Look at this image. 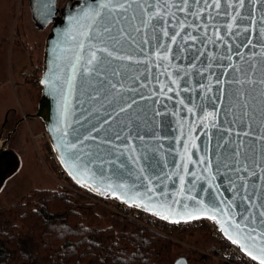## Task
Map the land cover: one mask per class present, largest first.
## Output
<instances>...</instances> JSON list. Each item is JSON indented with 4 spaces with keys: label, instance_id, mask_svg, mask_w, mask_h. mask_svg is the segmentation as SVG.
Wrapping results in <instances>:
<instances>
[{
    "label": "water",
    "instance_id": "95a60500",
    "mask_svg": "<svg viewBox=\"0 0 264 264\" xmlns=\"http://www.w3.org/2000/svg\"><path fill=\"white\" fill-rule=\"evenodd\" d=\"M57 3L29 0L49 30L23 119L42 123L65 175L168 224L210 220L260 263L264 0Z\"/></svg>",
    "mask_w": 264,
    "mask_h": 264
},
{
    "label": "trees",
    "instance_id": "16d2710c",
    "mask_svg": "<svg viewBox=\"0 0 264 264\" xmlns=\"http://www.w3.org/2000/svg\"><path fill=\"white\" fill-rule=\"evenodd\" d=\"M28 55L32 66L33 58ZM40 64L28 81L39 89ZM43 146L52 156L46 141ZM63 177L72 188L80 189ZM96 207L62 187L28 191L12 206L0 209V218L7 217L0 219V264H171L170 238L114 214L104 220ZM198 231L209 229H171L173 238ZM198 256L202 262H214L210 256Z\"/></svg>",
    "mask_w": 264,
    "mask_h": 264
},
{
    "label": "rangeland",
    "instance_id": "374dc122",
    "mask_svg": "<svg viewBox=\"0 0 264 264\" xmlns=\"http://www.w3.org/2000/svg\"><path fill=\"white\" fill-rule=\"evenodd\" d=\"M68 1L71 0H58L59 9L64 8ZM33 20L29 9V0H0V127L8 109L19 110L17 113L20 117L33 115L37 112L36 105L40 99L41 87L39 89L28 81L34 78V67L41 63L40 80L44 41L49 28L38 29V25ZM25 52L33 58L31 67H29L28 56ZM12 81L14 83L11 84ZM17 86L20 87V90ZM24 90L28 94L27 100L30 101V104L32 103L33 112L29 114L20 112L24 106L22 94ZM26 120H35L36 125L28 124L27 126L23 120L17 134L12 136L10 146L18 154L19 166L17 169L16 161L13 160L11 167L1 176L0 209L12 206L21 196L32 189L53 190L65 186L62 188L66 191L74 192V194L95 203L97 205L95 212L104 220L112 215L113 212L108 203L86 195L83 196L72 190L74 188L63 180V176L66 175L53 152L54 160L49 150L43 146L44 142L48 143V141L47 137H39L45 132L42 123L37 119L26 118ZM14 121L10 118L6 127L11 129ZM1 140H3L2 137ZM6 218L5 215L0 219ZM170 237L173 242L169 257L171 264L178 258H185L188 264H217V261L211 257L214 253L210 252L218 249L219 244L211 238L210 229L209 232L198 231L182 238H173L170 233ZM25 245H28L27 241ZM198 253L210 256L214 262H202Z\"/></svg>",
    "mask_w": 264,
    "mask_h": 264
},
{
    "label": "built area",
    "instance_id": "2783aa9c",
    "mask_svg": "<svg viewBox=\"0 0 264 264\" xmlns=\"http://www.w3.org/2000/svg\"><path fill=\"white\" fill-rule=\"evenodd\" d=\"M39 137L46 138L47 135L44 132L43 134L39 135ZM72 190L76 191L77 193H80L83 196L85 195L89 197L92 196L91 194L86 193V191L82 189H72ZM96 199H99V201L103 200L98 197ZM103 202H106L110 205V209L114 215L123 218L125 220H129L158 235H162L170 239H172L170 237L172 227L187 226L191 229H198L206 226L210 229L211 238L219 244L218 252L211 255V257L215 261L225 264H260L254 261L253 259H251L250 257H248L247 255H245L236 245L231 244L228 240H226V238L216 228L214 222L210 220L201 219V220L191 221L188 223H180V224L172 225L166 223L165 221L159 220L155 216L137 210L133 207H129L122 203H118L116 201H111V200H103Z\"/></svg>",
    "mask_w": 264,
    "mask_h": 264
},
{
    "label": "flooded vegetation",
    "instance_id": "af4514ba",
    "mask_svg": "<svg viewBox=\"0 0 264 264\" xmlns=\"http://www.w3.org/2000/svg\"><path fill=\"white\" fill-rule=\"evenodd\" d=\"M9 115L6 116V118H4V121L0 127V179L1 176H3V174L11 167L13 159L14 161H16V168L18 169L19 166V158H18V154L14 151V148L10 146V141L12 139V136L14 137L17 132L18 129L20 127V125L23 124V120L24 122L27 121L26 119H23V117H20L18 115V113H16L15 111L11 112L10 114V118H12L13 125L12 128H7L6 126L8 125V119ZM5 132V134H4ZM9 136V139H8ZM1 137L3 138V140H1ZM4 141L6 142V145L4 146V148L2 147V143Z\"/></svg>",
    "mask_w": 264,
    "mask_h": 264
},
{
    "label": "crops",
    "instance_id": "0c3cea01",
    "mask_svg": "<svg viewBox=\"0 0 264 264\" xmlns=\"http://www.w3.org/2000/svg\"><path fill=\"white\" fill-rule=\"evenodd\" d=\"M25 54H27V56H28L29 67H31V65H30L29 55H28L27 52H25ZM12 83H14V82L12 81L11 84H12ZM16 85H17V82H16ZM17 87H18V86H17ZM23 87H24V85H23ZM18 89L20 90V87H18ZM22 94H23V102H24V106L22 107L23 110L20 111V112H22L23 114H29V113H32V112H33V109H31L32 103L30 104V101L27 100V97H28L27 92H25V90H24V92H22ZM36 107H37V105H36ZM13 111H15L16 113H17V111L19 112V110L8 109V110L6 111V113H5V116L3 117L2 122L4 121V118H6V116L9 115V117H10V114H11V112H13ZM25 124H27V126H28V124L33 125V126L36 125V124H35V120H28V121H25Z\"/></svg>",
    "mask_w": 264,
    "mask_h": 264
},
{
    "label": "snow or ice",
    "instance_id": "6c2138e0",
    "mask_svg": "<svg viewBox=\"0 0 264 264\" xmlns=\"http://www.w3.org/2000/svg\"><path fill=\"white\" fill-rule=\"evenodd\" d=\"M218 6V4H217ZM95 59V54H93V60ZM236 241L234 240L233 243H235ZM255 259V257H253ZM260 264H264V258L260 259Z\"/></svg>",
    "mask_w": 264,
    "mask_h": 264
}]
</instances>
